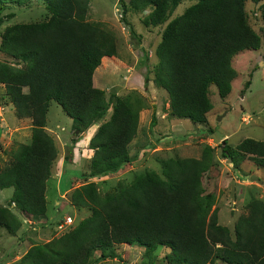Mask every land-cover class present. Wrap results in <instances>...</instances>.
Listing matches in <instances>:
<instances>
[{"label": "trees", "instance_id": "obj_1", "mask_svg": "<svg viewBox=\"0 0 264 264\" xmlns=\"http://www.w3.org/2000/svg\"><path fill=\"white\" fill-rule=\"evenodd\" d=\"M5 1L0 0V23L11 14H1ZM43 1L49 11L45 20L15 22L0 33V51L12 60H0L3 94L17 117L31 118L30 141L18 142L11 150V160L0 168V188L12 187L8 203L35 219L45 216V180L56 156L53 138L44 128L50 100L70 118L75 134L87 131L111 109L88 138L92 153L87 177L115 171L130 159L127 143L137 123V109L126 99L114 92L105 97L103 89L92 85L93 70L101 56L114 52L115 42L109 30L85 19L88 0ZM181 1L129 0V7L149 5L142 23L156 26ZM246 1L195 0L164 26L154 50L158 62L152 82L167 92L170 115L205 123L210 86H216L221 98L230 93L236 75L233 56L255 50L260 42L247 20ZM253 1L259 3L264 21V0ZM120 3L125 13L127 6ZM147 80L143 76L144 85ZM244 83L248 87L249 78ZM213 151L204 145L199 158H160V174L143 169L102 195L93 181L82 182L72 188L68 201L88 214L59 235L30 245L19 263L93 264L95 259L115 257V245L124 243L148 251L162 245L170 249L166 259L173 264H264V202L256 198L246 204L247 214L238 217L232 236L210 211L213 198L204 193L201 177ZM239 152L264 169V139L244 138L236 151L225 141L221 146L233 167ZM19 225L16 215L0 204V227L15 231Z\"/></svg>", "mask_w": 264, "mask_h": 264}, {"label": "rangeland", "instance_id": "obj_2", "mask_svg": "<svg viewBox=\"0 0 264 264\" xmlns=\"http://www.w3.org/2000/svg\"><path fill=\"white\" fill-rule=\"evenodd\" d=\"M120 1L127 6L125 13L121 11ZM194 1H181L166 21L152 26L142 23V18L151 9L149 5L134 10L129 7V0H88L85 19L109 30L115 42L114 52L101 56L93 70L92 85L103 89L105 97L114 92L137 109L136 131L127 143L130 159L115 171L85 176L92 153L88 147L92 126L87 131L84 128L73 133L70 118L56 101L50 100L44 128L53 138L56 156L45 180L46 214L37 219H28L29 216H26L28 220L23 221L13 203H8L12 187L0 188V204L6 206L20 221L15 231L0 227V264H20L21 254L30 245L59 235L88 214L85 208L73 207L68 201L72 188L82 182L93 181L102 195L115 188L120 181L130 182L143 169L160 174V158H199L204 145L213 147L214 151L211 165L202 173V188L204 193L212 195L210 211H215L218 223L226 226L230 236L238 217L247 214L246 204L256 198L264 202V184L245 177L251 173L264 180V169L256 167L250 155L244 152L236 154L235 159L239 161L236 167L221 153L222 140L228 148L236 151V145L244 138L264 139V110H259L264 109V21L259 15V3L253 0L244 3L247 20L259 35V46L233 56L231 63L236 75L230 83L229 94L221 98L216 86H210L211 108L206 112L205 123L170 115L167 92L152 82L154 67L158 62L154 50L160 33L170 19L181 14ZM9 12L11 14L4 16L0 23V33L6 25L45 20L49 16L43 0H23L21 3L6 0L1 14ZM0 60L10 62L11 59L0 51ZM255 68V75L251 79L250 74ZM143 76L148 79L145 85ZM248 78L249 83L252 80V85L245 87L244 82ZM3 91L0 83V168L11 160V150L18 142L30 141L31 133V118L22 114V117H17ZM110 110L108 108L96 122L108 118ZM152 119L154 125H151ZM54 188L58 189L57 193L65 194L55 197L59 200L58 206L52 202L56 195ZM67 188L68 191L64 193ZM63 216L69 217L70 223L58 227L57 218ZM95 251L92 255L94 258L99 252ZM115 252V257L95 259L93 264H173L166 259L170 249L162 245L148 251L137 244H117Z\"/></svg>", "mask_w": 264, "mask_h": 264}, {"label": "crops", "instance_id": "obj_3", "mask_svg": "<svg viewBox=\"0 0 264 264\" xmlns=\"http://www.w3.org/2000/svg\"><path fill=\"white\" fill-rule=\"evenodd\" d=\"M259 46V45H258ZM258 48V47H257ZM256 49V48H255ZM255 72H256V68L254 69V70H252V72H251V79H253V76L255 75ZM231 83V82H230ZM250 85H252V80L250 81ZM25 86H23V88H24ZM22 88V89H23ZM26 88V87H25ZM9 105H11V107H12V109H13V111H14V107H13V105H12V103L9 101V103H8ZM0 109H1V106H0ZM259 110L260 111H263L264 109H262V108H259ZM98 124V122H96V124H92V131H91V133H90V135L92 134V132H93V130L96 128V125ZM89 150H91V148H89ZM251 174V173H250ZM56 187H57V185H56ZM68 189L69 188H67L66 190H64V193L65 192H67L68 191ZM57 191H58V189H55L54 188V193H56V195L55 196H53L54 198L52 199V202L55 204V205H57L58 206V204H59V200L58 199H56L55 197L56 196H59V197H63V195L65 196V194H60L59 192L57 193ZM46 197V196H45ZM57 206H55L54 207V209L56 210L57 209ZM46 214V213H45ZM22 219H23V221L24 220H28V219H31L30 217L27 219V217L26 216H22ZM32 219H34V218H32ZM122 245H130V244H122ZM96 252V251H95ZM98 254H99V252H98Z\"/></svg>", "mask_w": 264, "mask_h": 264}, {"label": "water", "instance_id": "obj_4", "mask_svg": "<svg viewBox=\"0 0 264 264\" xmlns=\"http://www.w3.org/2000/svg\"><path fill=\"white\" fill-rule=\"evenodd\" d=\"M218 118H219V117H218ZM223 142H224V140L221 141V144H223ZM245 177H246L247 179H249L250 181H258V183H260V184H264V180L259 179L258 176H256V175H252V174H250V175H245Z\"/></svg>", "mask_w": 264, "mask_h": 264}, {"label": "built area", "instance_id": "obj_5", "mask_svg": "<svg viewBox=\"0 0 264 264\" xmlns=\"http://www.w3.org/2000/svg\"><path fill=\"white\" fill-rule=\"evenodd\" d=\"M69 223H70V218L65 216L57 223V226L62 227V226L69 224Z\"/></svg>", "mask_w": 264, "mask_h": 264}]
</instances>
